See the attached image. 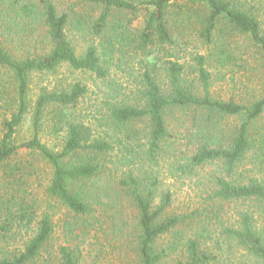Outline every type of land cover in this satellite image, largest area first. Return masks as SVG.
Instances as JSON below:
<instances>
[{
	"label": "trees",
	"instance_id": "16d2710c",
	"mask_svg": "<svg viewBox=\"0 0 264 264\" xmlns=\"http://www.w3.org/2000/svg\"><path fill=\"white\" fill-rule=\"evenodd\" d=\"M59 1L0 0V70L8 75L12 90L0 79V98L10 105L0 103L8 110L0 119V169L7 178L0 188V264H85L87 245L99 247L93 249L94 264H101L108 250L119 252V264H171L168 259L179 251L172 264H219L204 241L208 227L180 241L178 227L191 215L168 213L170 191L156 203L161 181L155 167L172 160L170 172L181 178L219 163L222 173L214 175L210 197L219 206L218 214L225 203L264 205L263 179L234 178L249 153L264 152V91L246 102L215 99L206 67L235 60V37L248 39L264 59V24L253 9L235 0H72L67 9ZM71 29L94 39L82 55L68 37ZM192 31L208 47L206 55L196 58L198 71L193 72H198L202 93L196 77H187L186 65L172 52ZM135 62L141 87L130 102L127 88L109 77L113 69L136 75ZM62 65L106 83L107 114L98 129L77 116L88 93L82 83L43 89L31 107L33 75H55ZM176 111L202 114V127L188 135L194 149L175 147L178 139L169 120ZM30 114L33 136L17 144L16 135ZM231 116H241L243 122L229 135L219 121ZM46 128L64 134L59 150L42 142ZM25 152L42 158L51 169L46 187L50 204L41 214L38 198L28 190L36 171L27 170L33 165L13 163ZM53 202L65 209L66 218L55 221ZM125 205L134 213H126ZM59 228L64 242L55 246ZM172 234L169 243L161 242ZM221 235L264 264V233L254 213H241Z\"/></svg>",
	"mask_w": 264,
	"mask_h": 264
},
{
	"label": "rangeland",
	"instance_id": "374dc122",
	"mask_svg": "<svg viewBox=\"0 0 264 264\" xmlns=\"http://www.w3.org/2000/svg\"><path fill=\"white\" fill-rule=\"evenodd\" d=\"M235 1L239 4H245L247 9H253V13H255L262 24H264V0ZM59 3L64 9H67L73 6L74 1L60 0ZM76 8L77 10H81L83 6H77ZM68 37L73 42L79 55H82L94 40L92 37L76 32L73 29L68 32ZM233 41L234 44L232 49L235 51V60L229 61L225 66H206L212 74L210 92L215 99L226 101L235 99L236 101L246 102L251 97H254L256 94L259 95L264 91V59L256 52L252 44H250L245 37H235ZM98 42L99 41H96V43ZM207 49L208 47L203 44L198 33L192 31L187 34L184 39L178 40V45L172 51L173 53H177L179 61L186 65L187 77L191 80H194L196 77V85H198L197 91L200 93L203 91L201 87L202 83L199 80L198 72H196V74L193 72L194 68L198 71L196 58L199 55H206L208 53ZM172 59L176 58L172 57ZM149 61L151 63H156V60L152 57ZM135 64L136 75L129 76L128 72L113 69L109 77L111 81L122 83L123 86L127 88L128 94H126V97L130 102H132L135 95H137V88L141 87L140 80L137 78L140 67L137 62H135ZM158 65H160V62H158ZM8 78V75H6L3 70H0V79H3L6 87L12 91ZM165 82L166 80H163L162 84H165ZM75 83H82L88 88L87 95L81 100L78 106L79 113L77 116H83L84 121L96 130L102 123L100 120L102 121L107 114L106 101L108 98L106 93L108 92V87L106 83L98 80L96 76L90 72L77 71L72 69L69 65H62L55 75H33L30 92L31 107L35 105L43 89L49 91L63 89ZM9 98L10 96L8 99ZM0 103L1 105L7 104L8 108H10L9 103H5L2 98H0ZM6 109L7 108L0 107V115L1 113L2 115L5 113L7 114L8 110ZM66 111L68 112V110ZM2 115L0 119L3 118ZM201 115V112L176 111L170 118L169 129L178 139L175 147L179 150L185 151L187 148H189V150L194 149L193 144H191V141L188 139V135H191L195 131L197 132L202 127L200 126L203 118ZM31 117L32 115L30 114L23 127L19 129L16 135L17 144L24 143L32 138L33 129L31 127ZM242 122L243 117L241 116L224 117L219 121V127L227 134L231 135L237 132ZM260 126L264 128V119L261 120ZM139 127L143 130L146 126L145 124H139ZM41 138L43 143H46L55 150H59L64 142V134H52L48 128L43 130ZM172 140H174V138H172ZM18 161H24L25 165L28 167L33 165V168L27 170L28 172L34 173L36 171V174L29 178L31 182L28 190L30 193H35L38 198L39 204L41 205L39 214H41L42 211L48 207V204H50L46 195V187L51 178V169L42 158L37 155H31L29 152L21 153V155L14 159L13 163L15 164ZM171 162L172 160L169 159L161 160L160 166L155 167V170L159 171L158 174L161 181L158 192L159 197L156 203H159L160 195L163 192L170 191L173 194V203L168 213L191 215V218L186 221L185 225L178 227L182 235V240L180 241H186L189 237H196V233L202 231V228L206 226L210 232L205 234L207 238L204 239V241L206 246L211 248V251L218 255L219 264H258L244 249L236 246L234 243H229L221 233L223 227L234 225L239 220L241 213L246 211L254 213L255 224L257 228L264 233V205L260 206L256 202L249 201L225 203L224 209L218 214L217 211L219 206L216 205V201H211L210 197L212 196L214 187V175H220L222 173L220 170L222 169V165L219 163L208 164L203 168L197 169L191 176L178 178L174 177L170 172V169H172V167H170ZM124 171H126V169H124ZM249 177H256L264 180V152L252 151L249 153L247 159L244 164L239 167L237 175H235L234 178L243 181L247 180ZM6 179L4 169H0V188L3 187ZM54 204L55 202L52 204L54 207L52 210L53 212H57L55 221L58 222L59 219L66 218L67 212H65V209L60 205L57 206ZM126 213L133 214V208L129 209L126 206ZM57 231V235L53 241L55 246L64 242L61 229L59 228ZM173 236L174 234L168 235L165 239H162L161 242L169 243L170 240H173ZM21 241L20 238L16 239V243H20ZM88 242H92V240H88ZM92 243H95V241ZM86 247L85 264H94L96 251L93 249L98 251L99 247L91 245H87ZM179 255L180 251L173 254L168 259L169 262H171V264L174 263ZM119 258V252L113 254L111 250H108L104 253L99 263L119 264Z\"/></svg>",
	"mask_w": 264,
	"mask_h": 264
}]
</instances>
